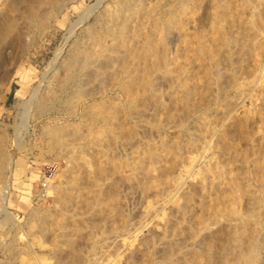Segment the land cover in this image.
Masks as SVG:
<instances>
[{"label":"rangeland","instance_id":"rangeland-1","mask_svg":"<svg viewBox=\"0 0 264 264\" xmlns=\"http://www.w3.org/2000/svg\"><path fill=\"white\" fill-rule=\"evenodd\" d=\"M0 264H264V0H0Z\"/></svg>","mask_w":264,"mask_h":264},{"label":"bare ground","instance_id":"bare-ground-1","mask_svg":"<svg viewBox=\"0 0 264 264\" xmlns=\"http://www.w3.org/2000/svg\"><path fill=\"white\" fill-rule=\"evenodd\" d=\"M44 196V195H43ZM253 262V261H252Z\"/></svg>","mask_w":264,"mask_h":264}]
</instances>
